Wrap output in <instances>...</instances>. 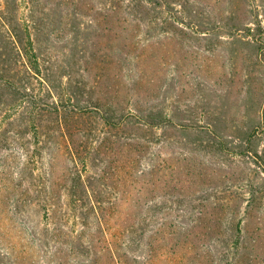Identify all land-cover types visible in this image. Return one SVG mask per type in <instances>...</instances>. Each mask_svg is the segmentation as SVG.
I'll use <instances>...</instances> for the list:
<instances>
[{"label":"rangeland","instance_id":"1","mask_svg":"<svg viewBox=\"0 0 264 264\" xmlns=\"http://www.w3.org/2000/svg\"><path fill=\"white\" fill-rule=\"evenodd\" d=\"M0 264H264V0H0Z\"/></svg>","mask_w":264,"mask_h":264}]
</instances>
